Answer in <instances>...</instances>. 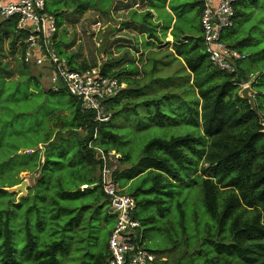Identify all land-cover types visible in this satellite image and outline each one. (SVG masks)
I'll return each instance as SVG.
<instances>
[{"label":"trees","instance_id":"1","mask_svg":"<svg viewBox=\"0 0 264 264\" xmlns=\"http://www.w3.org/2000/svg\"><path fill=\"white\" fill-rule=\"evenodd\" d=\"M83 1L65 0V5L71 7L74 11L73 15H85L89 11H96L106 18L114 3L123 0H110L108 9L92 5L89 0ZM145 1L148 9L158 5L157 0H142L143 3ZM257 1L243 0L234 5V26L226 31L237 26V22L241 19L249 2ZM200 6L202 13L201 2ZM148 9L143 15L137 11L131 12L129 15L136 23L129 25H134L135 29H140V31L144 29L150 32V35H154L156 25L152 21V14ZM252 15L253 19L261 18L264 15V7L258 4L253 9ZM55 17L60 31L64 25L62 24L63 19L58 20V17ZM98 19L100 20V18ZM59 31L54 38L55 47L58 53L67 59L71 70L84 71L97 67V64L93 66H89L87 63L74 64L71 61L72 58L61 51L57 40ZM226 31L222 34L223 42L240 53L246 54L247 59L252 56L243 48L251 47L254 42L253 38L238 39L237 33H234L228 40L225 37ZM25 39L26 35L17 30V21L0 20V79L9 85H29V94L32 97V94L36 95L43 90L41 77H44L43 73L48 69L44 67L32 68L24 62ZM175 39V52H171V54L174 60L182 64L181 67L184 70L190 72L189 82L196 93L198 107L193 115V124L196 126L197 132L182 136L175 135L182 132L179 130L181 124L163 110L161 103L162 100L170 101L177 94L167 93L158 97L152 93L148 94L142 89L146 104L150 108V120L147 128L164 129L168 132L167 134H173L170 139L155 138L151 140L145 146L139 164L122 174H118L117 171L115 180L122 194L129 195L137 201L135 218L144 228V247L158 256V258L156 256L153 264H264V126L260 123L259 117L252 111L249 102L241 97V86L251 83L254 96L258 99L262 98L264 94L263 85L256 79L251 81L250 78L259 77L261 73H264V66L260 65L263 58L259 53L258 57L260 56V58L254 61L255 64L253 63V71L251 72H246L242 68L241 64L246 59L238 62L236 74H227L216 70L209 62L204 52L203 37L194 42L192 39L187 40V44L182 40ZM7 43L13 53H18L22 71L29 75L25 79H18L17 81L7 79L6 76L11 75L12 71L1 60V57H5L4 46ZM160 44H163L162 41ZM164 47L169 51L168 43ZM159 56L160 54L153 59L149 56L150 59L143 65L142 70L134 65H129L123 71H115L117 66L115 60H108L104 64L102 67L104 76L118 78L120 83L126 85L117 96L104 103L107 113L111 115L108 122L96 121L95 112L83 110L82 103L71 96L76 101L75 106L72 111H69V118L62 117L63 121L59 124L61 130L64 128L66 131V136L62 138L61 142L54 143L56 141L55 136L61 132L59 130L49 138L48 144L53 146L54 151H62L70 146L75 133L81 132L82 137H79V145L75 149L77 152L73 155L75 158H72L67 151L62 156H58L62 162L63 171L65 173L71 172L70 175L77 180L79 179V189L78 192L65 189L63 191L64 201L54 198L52 207H61L69 216V214L71 215V205H68V202L73 199L72 195H84L87 191H99L107 199L110 210L109 197L105 195L100 184L102 166L99 163L96 149L104 153L116 151L121 155V163L132 160L130 155L124 154L114 147L120 136H118L113 122L119 112H129L128 110L132 109L130 105L125 106L124 100L120 98L122 96L130 98V100L135 99L139 90L129 91L130 87L135 86L138 82H143L146 78H149V82L150 79L152 82L160 81V87L163 82H166L167 77L162 76H157L155 80V75L160 71L162 63ZM35 68L38 69L36 70L38 74L35 73L36 76H33L30 73H33ZM131 76L135 77L134 80L130 78ZM139 79L141 80L139 81ZM146 85L149 84H145V87ZM47 93L52 96H60L66 93L69 95L63 87H60L58 91L53 90V84ZM121 104L123 106L118 107ZM255 104L259 114L264 116L262 112V110L264 111V102L260 100L257 102L255 99ZM136 111L137 109H134L135 113ZM90 144L96 149L91 148ZM195 156L198 158L197 164H193L192 159ZM49 161L50 159L46 158L38 171L42 172L43 167L50 165ZM201 161H204L203 165H200ZM183 170L192 171L187 176L197 177L196 184L192 185L195 187L199 184L202 188L206 214L195 213L197 226L194 228L195 230L191 231L187 224L186 208L180 197L176 204L181 218L179 219L180 226L179 230L174 232L172 219L168 218L171 210L166 209L165 206L171 200L173 201L176 193V189L170 187L182 186L185 183ZM56 176L60 181V173ZM41 177L42 174L39 178ZM143 177L146 178L145 184L138 185L137 181ZM53 191L54 189L50 184L47 194L52 197ZM1 193L9 196L18 194L19 197H24L20 196V193H11L7 190L1 191ZM97 200L98 198L94 203ZM143 201H149L154 205L159 212V217L152 216L139 219L138 210ZM91 206L92 204L84 205V209L87 210ZM160 219L162 223H160ZM147 221L152 223L150 231L156 233V239L150 237V241L145 242L147 241V234H150L146 227ZM65 226H70L69 220L65 222ZM3 233V239L0 242V264H17L16 249L8 225L3 229ZM58 234L60 240L54 241L45 249H41L37 245L36 236L28 229L27 248L35 256L33 264H60V253L62 255L67 253L64 240H67L68 236L63 231ZM160 235H162L163 240ZM163 241L166 242L165 245H163ZM151 242H153L154 247H150ZM165 253L170 255L171 260L160 257ZM109 258L108 242L107 251L99 253L91 264H108Z\"/></svg>","mask_w":264,"mask_h":264},{"label":"rangeland","instance_id":"2","mask_svg":"<svg viewBox=\"0 0 264 264\" xmlns=\"http://www.w3.org/2000/svg\"><path fill=\"white\" fill-rule=\"evenodd\" d=\"M89 1L92 5L100 6L102 9H108L110 5V0ZM126 1L127 3H124L126 6L134 5L135 8H139L142 11L146 10V5L143 4L142 0ZM166 1L157 0V4L160 7L158 16L162 22L166 23L163 30L167 32L172 17L164 12ZM82 2L84 1L82 0ZM258 4L264 7V0L249 2L243 11L241 19L237 22V26L225 32V37L228 40L231 34L233 35L234 33H237L238 39L253 38L252 46L243 48L246 52L252 54L241 64L246 72L253 71L252 65L253 63L255 64L254 61L259 59L260 56L263 58V62L260 61V65L264 66V15L259 19L252 18V11ZM169 5L177 18L174 36L178 40L183 34L187 36V40L192 39V42L203 37L202 13L199 0H169ZM47 9L49 13L57 16L58 20L63 19L62 24L64 25L61 27L57 38L61 51L74 50L76 57L78 59L83 58L85 62L80 65L86 63L89 66L98 65V56L101 58L108 55L109 52L111 53L113 36H111L110 30L112 26H115L116 30L117 28L120 29L119 22L111 21L112 23L105 24L103 22L102 24V21H98V18L104 21L106 19L96 11H89L85 15H73L74 11L71 7L65 5V0H49ZM97 15H100V17ZM167 18H169L168 23ZM98 22L102 24L99 31L93 27ZM108 35L110 36L109 42L106 41ZM129 40L135 42V38L132 35H129ZM164 40L166 41L165 38ZM165 44L166 42H163L161 47L164 50L163 52L161 51L162 53L159 56L162 63L160 71L155 75V80L157 76H162L167 77L165 79L166 82H163L160 87V81L152 82L150 79L149 82V78H146L143 82H138L135 86L130 87L129 91L133 89L139 90L135 99L130 100L127 97H120L124 100L123 104L125 103V106L130 105L132 109H129V112L123 111L116 115L113 123L120 139L114 147L122 153L130 155L132 160L125 163L122 162L119 165L118 174H122L139 164L144 148L151 140L155 138L170 139L173 134H167L168 132L164 129L147 128L150 120V108L146 104L145 94L141 91L142 89L148 94L152 93L158 97H162L167 93L177 94L170 101L162 100L161 98L163 110L181 124L179 130L182 132L175 135L182 136L197 132L196 126L193 124V115L197 110L198 104L196 93L189 82L191 74L181 67L182 64L179 61L174 60L171 51L169 52L168 49H165ZM128 45L130 44L127 43ZM4 48L5 57H1V60L12 71L11 75L6 76L7 79L17 81L29 76L22 71L18 53H13L8 43L5 44ZM123 52L120 54L121 56ZM259 53L260 56L258 57ZM130 58L128 60L131 62ZM91 59L93 63H91ZM102 64L104 66L105 63ZM36 70L38 69L35 68L33 70L34 74L32 72L30 74L36 76L38 74ZM43 76L41 77L43 90L36 95L32 94V97L29 94V85H9L0 79V242L3 239V229L8 225L16 249L17 264H33L35 256L27 248L28 229L36 236L37 245L41 249H45L54 241L60 240L58 233L63 231L68 236V239L64 240L67 253L64 255L60 253V264H91L99 253L107 251L109 236L117 218L109 210L107 199L99 191H87L84 195H72L73 199L68 202V205H71V215L69 214V216L65 214V210L63 211L61 207H52L54 198L64 201L63 191L65 189L78 192L79 179L77 180L70 175L71 172L65 173L63 171L61 168L62 162L58 159V156H62L67 151L72 158H75L73 155L77 152L75 149L79 145V137H82V134L81 132L75 133L70 146L62 151L56 152L53 150V146L48 144L49 138L61 130L59 124L63 121L62 117L69 118V111H72L76 101L67 93L60 96L48 94L47 92L52 86L49 72L45 71ZM254 79L263 85L262 90H264V73H261L259 77L250 78L251 81ZM145 84L149 85L145 87ZM249 86L244 88L241 86V88L243 90ZM254 98L257 102L259 100L264 102V94L260 99L255 96ZM122 106L121 104L118 107ZM134 109H137L136 113ZM262 112L264 113L263 110ZM260 115L264 117L262 114ZM65 136L66 131L63 128L55 136L56 141L54 143L61 142ZM46 158L50 159V165L43 167V171L39 172L41 163ZM192 160L193 164H197L198 158L196 156ZM203 164L204 161H201L200 165ZM59 173L60 181L56 176ZM191 173L192 171L183 170L182 174L185 176V183L182 186L170 187L176 189L173 199L174 204L172 205L173 201L171 200L165 208L171 210L168 218L172 219L174 232L179 230L180 226V213L176 208L180 197L186 208L187 224L190 226L191 231L195 230L194 228L197 226L195 213H205L202 188L199 184L195 187L192 185L196 184L195 180L197 181V177L193 175L187 176ZM41 174L42 177L39 178ZM24 181L31 188L27 189L26 196L19 197L18 194L9 196L1 193V191L4 192L14 188ZM145 182L146 178L143 177L137 181V184L144 185ZM50 184L54 189L52 197L47 194ZM96 198L98 200L94 203ZM89 204H92V206L85 210L84 205ZM152 216L159 217L157 208L149 201H143L138 210L139 219ZM67 220L70 221V226H65ZM160 223H162L161 219ZM151 225L152 223L147 221L146 227L150 234H147V241L145 242L150 241V237H153L154 240L156 239V233L150 231ZM162 235H160V238ZM141 238L142 240L145 238L143 227L141 229ZM161 239L163 240V237ZM165 244L166 242L163 241V245ZM150 247H154L153 242H151ZM160 257L170 259V255L166 253Z\"/></svg>","mask_w":264,"mask_h":264},{"label":"built area","instance_id":"3","mask_svg":"<svg viewBox=\"0 0 264 264\" xmlns=\"http://www.w3.org/2000/svg\"><path fill=\"white\" fill-rule=\"evenodd\" d=\"M49 0H0V20L17 21V30L26 35L24 62L31 67L48 69L53 90L63 87L72 97L82 103L83 110L94 111L96 121L108 122L104 103L117 96L126 86L118 78L102 74V67L84 71L69 68L54 43L58 33L57 18L47 12ZM202 5V31L204 52L215 69L227 74H236L238 62L247 59L246 54L230 47L222 40L224 31L234 26V5L243 0H199ZM101 23L93 27L99 31ZM251 85H242V88ZM60 86V87H59ZM94 150L95 147L90 144ZM98 160L102 166L101 186L109 198L110 210L117 218L109 239L108 264H153L156 255L144 247L141 238V223L135 218L137 201L122 191L115 180L121 155L116 151L107 153L99 149Z\"/></svg>","mask_w":264,"mask_h":264},{"label":"crops","instance_id":"4","mask_svg":"<svg viewBox=\"0 0 264 264\" xmlns=\"http://www.w3.org/2000/svg\"><path fill=\"white\" fill-rule=\"evenodd\" d=\"M124 3L126 4L127 1L126 0H123L121 2L116 1L109 12V15L106 18L104 17L106 20L105 21L101 19L99 20L102 21V24L103 22H105V24L112 23L113 21L119 22L121 28L120 29L117 28L116 30L115 26H112V29L110 30L112 33L111 36H113L111 43V53L109 52L108 55L102 57L100 56L101 58H99L98 56L97 66L103 67L102 63H106L108 60H115L117 64L115 71H121V70L123 71L125 67H129V65L130 66L134 65L138 67L139 70H142L143 65H145L147 63V60L150 59L149 56L151 57V59H153V57H156L158 54L162 53L161 52L162 44H160L161 41L162 43L166 42V44L167 43L169 44V51L175 52L173 49H174V45L176 44L175 42L176 37L174 36V32H175V26L177 24V18L174 16L173 11L170 9L169 0H167L164 5V12L167 13L168 16L172 17L167 32L163 30L164 25L166 23L162 22L160 20V17L158 16L160 9L158 5L156 7H152L151 9H148L145 1L143 4L146 5L145 6L146 10L142 11L139 8H135L134 5L126 6ZM147 9L152 14V21L156 25L154 35L153 34L150 35V32H147L144 29L140 31V29H135L134 25L133 26L129 25L135 22V20L130 17L131 12L137 11L140 15L141 14L143 15L144 12H147ZM104 18L102 17V19ZM167 20L168 23L169 18H167ZM129 35H132L135 38V42L129 40ZM156 37H159V39H156ZM164 38L166 39V41L164 40ZM180 40L185 42V44L188 43L187 36L185 34H183L180 37ZM106 41L108 42L110 41L109 35ZM127 43H129L130 45L127 46ZM64 52L66 53V56L72 58L71 61L74 64L80 65L81 63H85L83 58L78 59L76 57L74 50H66V51L64 50ZM122 52L123 54L121 56L120 54ZM129 58L131 59V62L128 60ZM87 59L88 57L86 58V61ZM125 60L126 62L124 63ZM91 63H93L92 59H91ZM130 78L134 80L135 77L131 76ZM140 80L141 79H139V81Z\"/></svg>","mask_w":264,"mask_h":264},{"label":"water","instance_id":"5","mask_svg":"<svg viewBox=\"0 0 264 264\" xmlns=\"http://www.w3.org/2000/svg\"><path fill=\"white\" fill-rule=\"evenodd\" d=\"M241 97L244 100H246L247 102H249L252 111L259 117L260 123L264 126V119L259 114V112L257 111L255 99H254V91L251 88V86H249V87H247L241 91ZM28 187H29L28 183L26 181H24L22 184L14 187V188L8 189L7 191L11 192V193H20V196H26Z\"/></svg>","mask_w":264,"mask_h":264},{"label":"clouds","instance_id":"6","mask_svg":"<svg viewBox=\"0 0 264 264\" xmlns=\"http://www.w3.org/2000/svg\"><path fill=\"white\" fill-rule=\"evenodd\" d=\"M120 163H121V161H120ZM119 171V170H118Z\"/></svg>","mask_w":264,"mask_h":264}]
</instances>
